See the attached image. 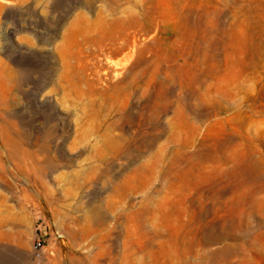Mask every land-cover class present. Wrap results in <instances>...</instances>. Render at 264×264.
Returning <instances> with one entry per match:
<instances>
[{
    "label": "rangeland",
    "instance_id": "1",
    "mask_svg": "<svg viewBox=\"0 0 264 264\" xmlns=\"http://www.w3.org/2000/svg\"><path fill=\"white\" fill-rule=\"evenodd\" d=\"M147 196L264 264V0H0V264H120Z\"/></svg>",
    "mask_w": 264,
    "mask_h": 264
},
{
    "label": "bare ground",
    "instance_id": "2",
    "mask_svg": "<svg viewBox=\"0 0 264 264\" xmlns=\"http://www.w3.org/2000/svg\"><path fill=\"white\" fill-rule=\"evenodd\" d=\"M175 164L176 159H172L166 173ZM135 174L139 185L147 187L154 177V167L144 166L137 169ZM203 192L197 190L196 195L204 196ZM149 204L150 196H147L146 204L134 216L135 223L131 231L136 235V242L130 247L125 243L120 264H217L218 257L228 250V246L223 244L211 252L202 253V248L217 241V237L213 236L204 241L205 232L201 216L193 217L189 221L182 220L179 214L184 213L185 208H181L174 220L163 213L162 209ZM86 228L90 229L89 226ZM194 255L198 257L197 261L190 260Z\"/></svg>",
    "mask_w": 264,
    "mask_h": 264
},
{
    "label": "built area",
    "instance_id": "3",
    "mask_svg": "<svg viewBox=\"0 0 264 264\" xmlns=\"http://www.w3.org/2000/svg\"><path fill=\"white\" fill-rule=\"evenodd\" d=\"M37 244H39V243L37 242Z\"/></svg>",
    "mask_w": 264,
    "mask_h": 264
}]
</instances>
